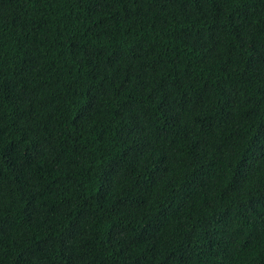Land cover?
Returning <instances> with one entry per match:
<instances>
[{"label": "trees", "instance_id": "16d2710c", "mask_svg": "<svg viewBox=\"0 0 264 264\" xmlns=\"http://www.w3.org/2000/svg\"><path fill=\"white\" fill-rule=\"evenodd\" d=\"M0 264H264V0H0Z\"/></svg>", "mask_w": 264, "mask_h": 264}]
</instances>
